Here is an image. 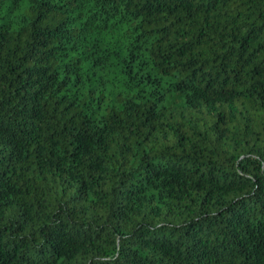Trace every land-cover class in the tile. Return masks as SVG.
<instances>
[{
    "label": "trees",
    "instance_id": "16d2710c",
    "mask_svg": "<svg viewBox=\"0 0 264 264\" xmlns=\"http://www.w3.org/2000/svg\"><path fill=\"white\" fill-rule=\"evenodd\" d=\"M0 264H264V0H0Z\"/></svg>",
    "mask_w": 264,
    "mask_h": 264
}]
</instances>
